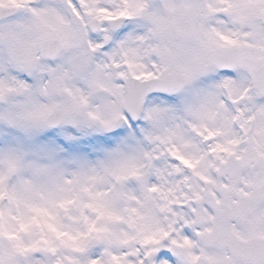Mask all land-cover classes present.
<instances>
[{"label": "snow or ice", "instance_id": "snow-or-ice-1", "mask_svg": "<svg viewBox=\"0 0 264 264\" xmlns=\"http://www.w3.org/2000/svg\"><path fill=\"white\" fill-rule=\"evenodd\" d=\"M0 264H264V0H0Z\"/></svg>", "mask_w": 264, "mask_h": 264}]
</instances>
